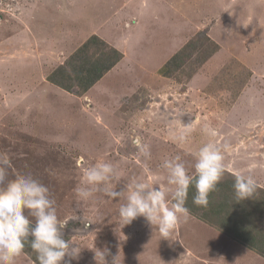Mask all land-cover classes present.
<instances>
[{
  "label": "rangeland",
  "instance_id": "374dc122",
  "mask_svg": "<svg viewBox=\"0 0 264 264\" xmlns=\"http://www.w3.org/2000/svg\"><path fill=\"white\" fill-rule=\"evenodd\" d=\"M165 1L178 8L175 15L180 13V19L175 18L174 28L180 31L182 42L192 41L182 53L181 64L170 71L172 78L167 80L168 84L165 81L156 89L149 88L146 97L143 95L147 110L142 112L138 101L123 108L124 135H120L116 144L103 134H118L117 125L112 124V130L104 128L94 116L88 117L92 115L89 112L85 120L81 115L74 116L72 105L62 96L55 99L57 91H50L53 88L48 75L52 70L49 73L32 63L23 64L21 57L30 56L27 47L32 42L27 33H21V40L16 42L13 36L25 26L18 18L27 12L18 8V0H0V168L5 172V184L25 175L48 188L58 219L69 221L63 238L81 249L72 264H99L100 255L95 259V253L100 251L105 253L106 264H111L114 257L116 264H224L225 259L216 257L213 250L220 241L209 243L208 237H203L198 244L197 253L201 256L198 258L184 243L192 238L174 237L176 229L168 239H162L143 217L130 225L121 222L119 208L126 203L127 188L133 180L153 188L168 187L167 172L162 167L165 159L179 156L191 175L195 153L212 142L224 156L222 179L242 174L264 185V0H243L240 4V0ZM72 15L73 12L69 16L70 28L76 31ZM53 24L56 26L59 21L54 20ZM215 25L217 32L211 29ZM211 37L219 38L224 46ZM212 41L219 45V50L223 46L222 51L214 62L218 51L210 57L211 64L199 66L196 51L208 54L214 47ZM2 43L26 46L21 54L16 52L14 59L4 45L1 48ZM168 47L165 44L161 48L160 56L167 57L173 51ZM36 54L39 57L38 51ZM70 55L62 66L68 64ZM58 67L61 65L53 71ZM201 68L205 72H200ZM18 93L24 97L16 99ZM30 95L32 102L41 106L39 109H25ZM44 98L47 102L42 103ZM62 119L69 123H62ZM209 130L216 135L210 136ZM143 145L147 146L148 156L141 153ZM123 154L128 161H114ZM98 156L102 157L91 159ZM97 163H111L117 169L118 176L111 187L124 190V196L111 199L102 191H92L87 199L77 195L78 188H92L83 182V172ZM260 189L257 186L251 199L262 198ZM168 199L170 205V196ZM192 201L193 197L188 196L187 219L198 212L236 231L227 215L220 219V210L209 205L200 209ZM251 218H255L252 222L256 225L263 226L264 217L258 210ZM228 254L239 251L233 248ZM35 257L33 251H23L14 264H38Z\"/></svg>",
  "mask_w": 264,
  "mask_h": 264
},
{
  "label": "crops",
  "instance_id": "0c3cea01",
  "mask_svg": "<svg viewBox=\"0 0 264 264\" xmlns=\"http://www.w3.org/2000/svg\"><path fill=\"white\" fill-rule=\"evenodd\" d=\"M119 1L122 3L118 4ZM150 1L148 0L146 3L145 0H57L55 4L51 0H18V8L23 7L22 9L26 10L27 13L18 18L25 26L23 25L24 27L20 32L15 33L13 39L15 42L17 39L19 41L22 38L21 33H27L29 41L32 42L30 43L31 46L27 47L30 56L28 58L21 57L24 65L32 63L36 65L34 67L45 69V72L49 71L50 73L51 70L53 72L54 67L63 65L65 58L92 35H98L111 47L114 46L115 49L123 53L122 58L114 67L81 94L69 92L51 83L53 89L50 91H57L55 99L62 96L63 100L71 104V111L74 116L77 114L79 118L81 115L83 116L82 119L85 120L86 112H89L92 115L88 117L94 116L104 128L112 130V124L117 125L115 129L118 130V134L113 132L112 134H103L110 143L117 144L120 135H124V132L121 133L122 129H125L122 123V116L125 112L123 108L127 104L133 105L138 101L142 107V112L143 109L144 111L148 109V105L143 106V95L146 97L149 88L156 89L165 81L166 85L168 84L167 80L172 77L167 75L166 64L190 40L188 39L185 43L182 42L180 31H175V18L180 19V13L175 15L177 6L172 7L165 0H154L153 3L151 2L152 4ZM242 1L240 0L239 4ZM252 2L255 1L252 0ZM71 12H73L71 19L76 25V31L70 28L69 16ZM54 20H58L59 24L53 26ZM211 29L217 32L216 25ZM155 30H159V32ZM33 36H36L35 40ZM220 36L222 37V33ZM220 36L218 37L221 38ZM211 38L224 46L219 38ZM74 40L75 42L71 43ZM13 43L9 46L2 43L1 48L4 45L6 52L12 53V58L15 59L16 52L21 54V50L26 45L18 44L15 46ZM165 44L169 45L168 49H173L167 57L165 54L160 56V50ZM223 46L221 47L223 48ZM222 48L218 50L213 59L211 58L212 62L216 60ZM37 51L39 57H37ZM59 52L61 53L60 56L58 55ZM26 59H29L28 62L25 61ZM212 62L209 60L205 64ZM204 68H201L200 72H205ZM23 97L24 94L20 93L15 98ZM27 97H29L28 102L24 104L27 111L41 107L32 102L31 95ZM48 97L50 101L51 97ZM45 102H47L46 98L42 103ZM69 104L66 106L70 107ZM25 120L23 117L22 121ZM61 122L69 123L63 119ZM176 143L179 142L176 141ZM100 157L102 156L91 157V159L98 160ZM116 160L128 161L124 154L116 157L114 161ZM257 186L264 189V185L257 184ZM200 209L204 208L200 207ZM254 213L255 210L252 214ZM190 215L188 219H185L183 215L180 217L186 222L180 220L174 237H191L192 240H184V243L198 258L201 257L197 253L198 244H201L200 241L203 240V237H208L206 241L209 243L221 242V244H216L213 250L216 257L225 259L224 264H264V255L257 249L235 240L233 237L236 236L233 231L216 222L204 220L202 213L195 212V215ZM233 248L239 251V254L229 255L228 252L230 253V249Z\"/></svg>",
  "mask_w": 264,
  "mask_h": 264
},
{
  "label": "clouds",
  "instance_id": "9594fccd",
  "mask_svg": "<svg viewBox=\"0 0 264 264\" xmlns=\"http://www.w3.org/2000/svg\"><path fill=\"white\" fill-rule=\"evenodd\" d=\"M208 134L216 135L213 130H209ZM140 150L144 156L149 155L146 145ZM223 160L220 148L212 142L204 144L195 153L194 173L191 175L179 156L165 159L162 167L167 172L168 187L153 188L145 182L133 180L127 188L126 203L119 208L121 222L130 225L138 217H143L155 227L162 239H168L181 215L187 219L185 203L190 187L195 188L193 204L201 207L208 205L209 194L216 189L224 174ZM117 176V169L111 163L88 167L83 172V182L92 188H78L77 195L87 199L92 191H102L111 199L122 197L124 190L116 191L111 187ZM0 185H4L0 187V264H14L26 245L36 254L38 264H72V260L79 258L81 249L63 238V230L68 227L69 221L58 219L55 201L50 198L46 186L25 175H19L5 184L2 168ZM256 188V181L251 176L235 175L233 190L237 202L250 198ZM98 254L101 258L99 264H106L105 253L96 252L95 259ZM111 264H116V257Z\"/></svg>",
  "mask_w": 264,
  "mask_h": 264
},
{
  "label": "trees",
  "instance_id": "16d2710c",
  "mask_svg": "<svg viewBox=\"0 0 264 264\" xmlns=\"http://www.w3.org/2000/svg\"><path fill=\"white\" fill-rule=\"evenodd\" d=\"M207 38L210 40L209 36H207ZM189 41L167 62L168 76L172 75L170 72L172 69H177L174 68V65L179 66L181 64L183 60L182 53L192 40ZM213 42L214 41H212V43ZM213 46L214 47L208 54L204 50L196 51L195 58L197 60L198 56V61H201V64H198L199 66H202L219 50V45L216 42L213 43ZM196 47L198 46L195 44V48ZM121 58L122 53L118 49L112 48L98 35H92L70 55L67 65H61V67H58L48 75V80L60 88L76 94H81L100 80ZM75 88H77V91H74ZM234 179L235 177L232 175H229L228 178L221 179L216 189L209 194L208 205L209 207L220 210L218 214L220 219L224 215L229 217V223L234 224L236 230L234 231L236 236L233 237L234 239L246 246L249 245L257 249L264 255V227H259L254 224L251 218L253 210H255V212L258 210L260 216H264V189H260L263 194L262 198L255 197L251 199L255 196L253 193L250 198L237 202L233 190ZM194 194L195 188L190 187L188 196L193 197ZM202 218L204 220H209L204 214ZM225 220L227 219L225 218ZM214 222L221 225L217 220H214ZM23 251L30 253L32 250L26 245Z\"/></svg>",
  "mask_w": 264,
  "mask_h": 264
}]
</instances>
